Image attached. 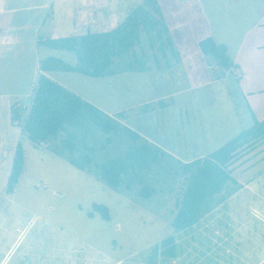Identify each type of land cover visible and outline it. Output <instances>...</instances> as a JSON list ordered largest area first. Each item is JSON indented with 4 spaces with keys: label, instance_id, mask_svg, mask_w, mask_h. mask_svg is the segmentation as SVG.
<instances>
[{
    "label": "rangeland",
    "instance_id": "374dc122",
    "mask_svg": "<svg viewBox=\"0 0 264 264\" xmlns=\"http://www.w3.org/2000/svg\"><path fill=\"white\" fill-rule=\"evenodd\" d=\"M135 1L127 7L141 0ZM161 1L165 8L166 0ZM146 45L142 35L140 46ZM135 50L139 53V46ZM204 56L212 73L204 63L192 62L150 73L122 72L110 79L61 71L54 77L99 106L132 107L125 115L133 126L140 99L189 89L221 70L211 56ZM108 85L114 92L106 91ZM178 139L171 147L182 157L209 149L191 134ZM24 146L23 170L13 193L0 192V264H264V142L245 146L230 166L237 190L182 231L170 225L184 187L173 169L153 167L143 179L152 189L146 198L141 184L114 191L49 152L46 143L35 149L26 140ZM93 203L108 208V221L98 213L88 215ZM167 236L175 240V258H154L151 247Z\"/></svg>",
    "mask_w": 264,
    "mask_h": 264
},
{
    "label": "crops",
    "instance_id": "0c3cea01",
    "mask_svg": "<svg viewBox=\"0 0 264 264\" xmlns=\"http://www.w3.org/2000/svg\"><path fill=\"white\" fill-rule=\"evenodd\" d=\"M157 1L169 42L160 47L147 41L145 47L140 46L145 69L133 72L150 73L169 70L171 65L180 63L189 66L192 62H202L207 72L212 73L208 59L198 46L206 37L225 46L232 67L220 68L213 77L207 76L189 89L140 99L135 103L138 111L133 117V126L129 123L132 119L129 121L125 115L132 107H102L89 102L109 115L122 113L124 125L173 158L188 162L202 158L254 121L264 119V0H195L190 4L188 0H166L165 8L161 0ZM134 2L0 0V192L6 190L16 145L21 144L25 158L24 145L26 140L29 141L12 122L11 108L16 103L25 105L38 75L43 73L81 97L54 77L58 71L39 70L40 60L47 57L75 65L74 53L49 48L40 41L87 31H108L141 1L127 7ZM48 15L50 21L47 24ZM122 72L127 71L102 78L110 79ZM199 87L208 88L203 93L191 92ZM106 91L111 93L114 89L108 85ZM178 95L179 99L173 98ZM149 122L154 127H147ZM189 134L209 149L184 157L178 155L171 147L172 142L179 144L178 136L183 139Z\"/></svg>",
    "mask_w": 264,
    "mask_h": 264
},
{
    "label": "trees",
    "instance_id": "16d2710c",
    "mask_svg": "<svg viewBox=\"0 0 264 264\" xmlns=\"http://www.w3.org/2000/svg\"><path fill=\"white\" fill-rule=\"evenodd\" d=\"M144 35L152 46L169 42L167 28L157 0H141L115 27L104 32H90L58 38H48L41 44L74 53L76 64L47 57L39 62V70L77 72L89 77H104L119 71H143L145 58L140 51ZM139 46V53L135 47ZM198 46L211 56L215 64L232 67L226 48L206 37ZM123 115H109L93 103L40 73L24 107L14 104L11 120L35 146L46 143L54 155L64 158L79 170L93 175L114 191L141 184L140 193L149 197L152 189L144 184L153 167L171 171L183 178V190L175 202L170 222L176 231L193 227L215 206L237 190L238 181L231 175V165L245 146L264 142V119L232 137L202 158L181 162L157 145L149 142L121 122ZM168 157V158H165ZM176 164H169L168 160ZM23 149L16 145L6 193L11 194L23 170ZM157 173V172H156ZM110 219L108 208L93 203L89 212ZM151 255L161 260L175 258L173 236H167L151 247ZM153 259V258H152Z\"/></svg>",
    "mask_w": 264,
    "mask_h": 264
},
{
    "label": "built area",
    "instance_id": "2783aa9c",
    "mask_svg": "<svg viewBox=\"0 0 264 264\" xmlns=\"http://www.w3.org/2000/svg\"><path fill=\"white\" fill-rule=\"evenodd\" d=\"M16 105H20V103H16ZM22 107H24V105L21 104ZM43 144V143H42ZM44 187V186H43Z\"/></svg>",
    "mask_w": 264,
    "mask_h": 264
}]
</instances>
